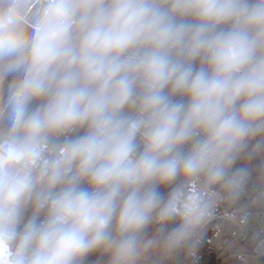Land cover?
Instances as JSON below:
<instances>
[{
	"label": "clouds",
	"instance_id": "1",
	"mask_svg": "<svg viewBox=\"0 0 264 264\" xmlns=\"http://www.w3.org/2000/svg\"><path fill=\"white\" fill-rule=\"evenodd\" d=\"M260 205L264 0H0V264H198Z\"/></svg>",
	"mask_w": 264,
	"mask_h": 264
},
{
	"label": "built area",
	"instance_id": "2",
	"mask_svg": "<svg viewBox=\"0 0 264 264\" xmlns=\"http://www.w3.org/2000/svg\"><path fill=\"white\" fill-rule=\"evenodd\" d=\"M252 211L254 218L246 227L222 217L210 222L199 250L198 264H264V257L258 256L256 251L264 240V205ZM178 264L187 262L180 257Z\"/></svg>",
	"mask_w": 264,
	"mask_h": 264
},
{
	"label": "rangeland",
	"instance_id": "3",
	"mask_svg": "<svg viewBox=\"0 0 264 264\" xmlns=\"http://www.w3.org/2000/svg\"><path fill=\"white\" fill-rule=\"evenodd\" d=\"M90 259H95V257H91Z\"/></svg>",
	"mask_w": 264,
	"mask_h": 264
},
{
	"label": "trees",
	"instance_id": "4",
	"mask_svg": "<svg viewBox=\"0 0 264 264\" xmlns=\"http://www.w3.org/2000/svg\"><path fill=\"white\" fill-rule=\"evenodd\" d=\"M162 191H166V189H162Z\"/></svg>",
	"mask_w": 264,
	"mask_h": 264
}]
</instances>
